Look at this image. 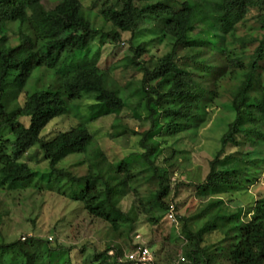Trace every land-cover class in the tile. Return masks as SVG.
Listing matches in <instances>:
<instances>
[{
  "label": "trees",
  "instance_id": "obj_1",
  "mask_svg": "<svg viewBox=\"0 0 264 264\" xmlns=\"http://www.w3.org/2000/svg\"><path fill=\"white\" fill-rule=\"evenodd\" d=\"M41 1L0 0V129L11 128L15 138L11 154L0 149V192L21 190L31 181L34 172L21 159L40 144L53 170L52 185L67 187L71 199L80 202L90 216L104 220L118 235L130 238L136 231L138 214L135 206L130 211L120 206L122 197L132 189L130 182H141L143 175L148 181H155L147 200L149 221L153 224L159 223L166 212L167 217L169 211L176 212L175 206L163 200L173 188L169 183L171 165L164 166L168 161L161 159L158 135L166 129L175 134L187 127L197 128L209 101L221 95L218 88L227 81L224 86L231 96L226 105L233 112V120L221 139L222 150L236 144L253 146V152L216 158L206 181L195 185L201 195L210 199L199 213L190 218L180 217L184 241L182 260L178 259L176 264H264V196L256 200L251 215L244 220V207L231 208L219 195L252 183L251 168L258 171L259 165H264L260 156L264 153V0H183L177 6L154 0H105L100 12L104 23L112 25L109 30L96 26L97 20L93 18L97 14L86 11L81 0H59L48 11ZM252 10L257 11L260 34L241 36L238 26ZM144 21L153 29H160V41L166 37L175 40L172 51L151 66L139 61L141 54L149 51L144 44L132 47L135 54L124 57L123 65L107 71L100 69V48L94 49V40L121 43L123 33L134 36ZM11 26H15L13 38ZM255 43L253 52L245 54L249 45ZM179 48L187 53V66L176 61ZM190 61L197 67H192ZM122 66L140 68L145 73L136 87L126 90V95L119 86L108 87L109 74ZM212 69L216 70L214 74ZM37 72H42L40 80L45 76L54 81L27 91L30 94L25 104L11 108L12 101L30 85L32 78H37ZM237 79L239 83L230 84ZM153 81L154 86L150 84ZM88 94H93L96 102L91 113L82 115L79 104ZM133 100L138 107L131 108L132 117L141 118L143 107L152 122L141 133L142 151L108 162L105 153L94 146L88 123L114 114L112 136L120 137L126 131L119 125L120 117ZM73 111L79 119L74 127L58 128L51 139L42 137L50 122ZM20 117H27L29 125ZM243 131H247L248 139H239ZM253 134L259 138L253 139ZM80 153L86 157V174L79 176L58 167L67 156ZM248 162L252 164L250 169L245 167ZM176 185L175 189L180 188V183ZM175 217L177 221V214ZM212 233L224 235L219 244L206 241ZM131 238L127 253L138 247ZM225 241H229L227 246ZM71 250L61 244L54 247L48 239L37 236L2 240L0 264H72ZM124 254L121 246L108 245L100 252L94 251L91 261L132 264L124 260ZM59 255L66 257L52 262Z\"/></svg>",
  "mask_w": 264,
  "mask_h": 264
},
{
  "label": "rangeland",
  "instance_id": "obj_2",
  "mask_svg": "<svg viewBox=\"0 0 264 264\" xmlns=\"http://www.w3.org/2000/svg\"><path fill=\"white\" fill-rule=\"evenodd\" d=\"M164 2L169 6H177L183 0H154ZM86 11L91 14H97L94 20H97L96 26H103L106 30L112 28V25L104 23L100 10L102 9L105 0H81ZM59 3V0H42L41 5L48 11L52 10ZM257 11L252 10L248 14L247 20L238 26V34H260L259 23L256 20ZM138 21L137 23H140ZM140 30L133 36L130 32L123 33L122 42L111 44L109 40L95 39L93 47L96 50L100 48V58L97 65L102 70H109L114 66L123 65L124 57L134 56L135 52L132 49L140 46L148 45V52H144L139 57V61L146 62L151 65L167 53L172 51L174 39L171 37L159 40L162 35L160 29H153L149 22H142ZM10 38H13V30L15 26H11ZM13 43H16L14 40ZM257 44L249 45L245 54H251ZM184 49L179 48L176 61L184 67L187 66L188 58ZM217 58V57H216ZM82 59V58H81ZM220 61V58H217ZM245 62L247 60H244ZM192 67H197L193 62H189ZM264 64V61H263ZM152 66V65H151ZM221 66V65H219ZM200 68V67H199ZM221 68V67H220ZM217 68V69H220ZM211 74L216 72L215 69L210 70ZM42 72H37L36 79L30 81V85L23 89L18 98L13 100L11 108L18 109L27 101L29 94L36 87L46 86L54 80L51 77H39ZM144 71L133 66L118 68L109 74L108 87L113 89L119 86L123 94H127L126 90L136 87L138 82L144 78ZM57 79V78H56ZM240 79L233 80L230 84L239 83ZM58 82V80H55ZM223 81L218 88L221 95L209 101L208 108L204 119L200 122L197 128L187 127L182 131H177L171 134L167 129L158 135L160 148L162 149L161 159H167L169 166V183L173 188L163 200L172 206H175L177 221L168 220L167 212L159 223L149 221L150 204L147 201L150 192L155 188V181H148L143 175L141 182L132 181L129 184L132 189H129L126 196L120 200V206L124 211H130L135 206L137 216L136 230L142 235L144 244L152 245V249L157 255L156 263L158 264H176L178 259L182 257L181 243L184 241L180 231L182 221L180 217H192L199 213L203 206L210 199L201 195L196 188V184H202L210 172L211 163L216 158L226 159L227 155L236 154L239 152H253V146L230 144L225 150H222L221 139L228 127V124L233 120V112L226 104L230 102V91L224 86ZM34 83V85H33ZM153 86L156 81L151 82ZM116 85V86H115ZM96 100L93 94L86 95L80 102L82 115L91 113V106ZM130 107L124 109L123 116L120 117V124L124 126L126 131L120 137H113L114 121L116 115H108L99 117L95 121L88 123V128L93 135L95 145L99 147L106 155L108 162H116L132 152L142 151L139 147V141L142 137L141 133L151 127V119L146 117V110L141 107V118L132 117L133 107L136 108L137 103L134 100L130 101ZM138 107V106H137ZM20 120L26 125H29L27 117H20ZM79 119L76 113L70 112L56 120H53L43 130L42 137L51 139L58 128L74 127ZM247 131H243L239 139H248ZM244 136V137H243ZM258 139L253 134V139ZM15 138L11 132V128L0 129V149L12 153V146ZM253 158L257 155L252 154ZM264 161V153L260 154ZM21 161L26 162L34 172V176L21 190L14 192H0V241H14L21 238L25 240L29 236H37L43 239H48L52 246L56 247L59 244L67 248H72L69 253V258L72 264H92L94 251H102L108 245L121 246L127 254L131 248V237L125 235L120 236L118 232L111 229L110 225L104 220L90 216L80 202L71 199L68 188L57 187L52 177V168L50 161L47 159L40 144H37L26 153ZM251 162L245 164L247 169H250ZM220 166V164H219ZM59 168L71 170L76 175L82 176L88 171V164L84 154H71L64 158L59 164ZM260 170L255 171V167L251 168L254 173V181L247 184L241 189L233 192L221 193L227 205L231 208L243 206L245 215L244 220L251 215L250 211L254 208L256 200L264 196V165H259ZM245 171L244 173H246ZM134 180V179H133ZM178 182V183H177ZM187 182L188 185H185ZM180 183V188H176V184ZM145 205V206H144ZM143 209V210H142ZM154 211L158 209H153ZM155 211L158 215V212ZM195 228V224L192 223ZM224 238L223 234L212 233L206 236V241L209 243H217ZM229 241H225L227 246ZM124 254V255H126ZM68 256V255H67ZM184 256V255H183ZM66 256H55L52 262L57 260L63 261ZM126 260V257H124ZM182 260V258L180 259ZM222 260V259H221Z\"/></svg>",
  "mask_w": 264,
  "mask_h": 264
},
{
  "label": "built area",
  "instance_id": "obj_3",
  "mask_svg": "<svg viewBox=\"0 0 264 264\" xmlns=\"http://www.w3.org/2000/svg\"><path fill=\"white\" fill-rule=\"evenodd\" d=\"M169 217L174 220V216L170 213ZM134 243L138 247L134 250H131L126 254V259L132 264H153L155 261V255L152 252L151 248L143 243L142 235L140 233L135 234Z\"/></svg>",
  "mask_w": 264,
  "mask_h": 264
},
{
  "label": "clouds",
  "instance_id": "obj_4",
  "mask_svg": "<svg viewBox=\"0 0 264 264\" xmlns=\"http://www.w3.org/2000/svg\"><path fill=\"white\" fill-rule=\"evenodd\" d=\"M170 213H172L173 214V216H174V220H172L170 217H169V215H170ZM168 218L171 220V221H176V217H175V213H174V211L172 210V211H169V214H168ZM138 232V230H136L135 232H134V234H133V242L135 241V234ZM135 244V243H134ZM149 246V245H148ZM152 250V249H151ZM153 253H154V251H152ZM112 253V252H111ZM155 255V254H154ZM125 257H126V255H125ZM153 263H156V257H155V261L153 262Z\"/></svg>",
  "mask_w": 264,
  "mask_h": 264
}]
</instances>
